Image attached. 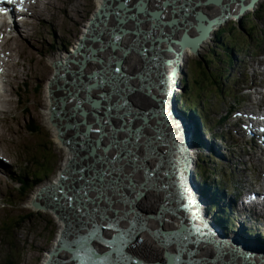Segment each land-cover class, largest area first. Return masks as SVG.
<instances>
[{
	"label": "rangeland",
	"instance_id": "rangeland-1",
	"mask_svg": "<svg viewBox=\"0 0 264 264\" xmlns=\"http://www.w3.org/2000/svg\"><path fill=\"white\" fill-rule=\"evenodd\" d=\"M96 5L95 0H44L34 6L33 16H27L22 24L14 23V32H11L14 35H11L12 38L8 36L9 38L7 37L2 42L7 51H10V55L9 62L7 61L8 70L4 91L0 98V116L4 118V121L0 120V152L8 161V163L0 161V178H2L0 179V264H43L59 234L60 220L58 217L49 212L36 211L29 201L37 190V182L40 181L36 177L39 176L42 180L47 176L54 177L65 159V151L55 139L44 114V111L48 110L50 106L47 85L52 79L55 69L57 70L55 65L52 66L50 60L54 59L55 63L59 61L62 64L65 57L72 53H68L67 50L69 46L75 44L84 27L87 26L85 24H88L93 18L94 13L98 10ZM258 12L259 16L264 14V0L254 11L246 13L241 21L232 19L220 26L212 41L206 47H201L199 55H196V51H192L190 54L185 53L188 56L184 55L183 59L184 74L186 75L183 82H188L189 90L185 89L186 85H183L182 88L180 85L178 90V95L183 94V98L180 100L184 102L188 99L192 101L193 98L201 103L204 99L208 101L209 114L205 116L204 120L199 119L193 113L191 114L200 121L203 132L205 131L204 124L209 127L207 130H211L212 127H223L220 129L221 135L225 136L223 140H215V131L212 130V136L209 135L207 139L214 141L216 145L223 143L224 150L228 149L227 159L221 164L220 158L213 154V159L206 157L207 153L204 154V152L195 153V156L198 155V160H203V166L213 168L214 173H219L220 181L231 180L235 183L241 182L242 185L244 182L255 180L253 170L256 168L258 170L262 163L258 165L259 162L255 158H251L255 152L252 151L249 154L251 147L246 145L240 136L235 135L233 129L226 127L221 122V119L226 115L227 122L232 121L233 117L232 112L224 111L225 103L217 96L219 90L217 80L222 77V86L232 85L234 76L228 80L231 70L226 73V68H224L228 66V59L235 57L236 61L239 60L243 64L250 63V58L247 57L248 53H238L237 48H234L231 43L238 47H245L247 51L249 50L247 45L258 44L256 39L260 40L261 37H264V17L256 18ZM219 39L222 40L217 43ZM222 43L231 48L232 54L223 56ZM254 73H256L254 69L249 71V79L253 78ZM131 80L134 81L133 78ZM22 85L27 88L23 86V90ZM36 88H38L37 91ZM229 89L233 90V86H230ZM231 94L240 99L248 97V93L242 87ZM43 96L46 99V109L43 107L44 105L41 106ZM17 97L20 99L17 100ZM232 103L234 102L232 101ZM242 103L243 105L237 107L236 110L246 108L244 100ZM233 119L235 121L237 119L236 122L240 121L239 117ZM24 120L28 121L24 123ZM4 123L8 130L2 128ZM30 124L31 131L29 132ZM37 125L40 130L35 133L32 129ZM202 131L199 130L201 137H203ZM241 136L244 135L241 134ZM208 144L210 146V142ZM210 147L217 148L214 144ZM66 159L69 160L68 152ZM43 161L44 166H41ZM20 178L24 180L26 178L33 182L32 185L29 184V189L25 194L20 192L19 185L15 183ZM212 179L213 176L208 175L210 187L214 186V179ZM238 193L241 195L242 191L238 189L229 191L225 200H230L231 195L236 196ZM206 194L211 201V196ZM26 196L29 198L25 199ZM207 197H204L205 202ZM211 210L213 209L211 208ZM144 211L147 212L146 209ZM231 212L230 210L229 213ZM246 213L247 211H243L236 218L234 223L236 229L239 227V221H246ZM217 216L222 217L220 213H217ZM23 218L24 221L21 222ZM8 223H13L16 227L12 239L7 236L4 229ZM246 227L249 228L248 225ZM259 227L261 228L260 225ZM254 229H257V225H254ZM258 233H261L259 236L264 242V230Z\"/></svg>",
	"mask_w": 264,
	"mask_h": 264
},
{
	"label": "bare ground",
	"instance_id": "bare-ground-1",
	"mask_svg": "<svg viewBox=\"0 0 264 264\" xmlns=\"http://www.w3.org/2000/svg\"><path fill=\"white\" fill-rule=\"evenodd\" d=\"M229 1H234V0H200L199 5L195 0H179L177 4L174 5V7H170L171 2L165 3L162 2V0H97L96 1L98 10L94 13L93 18L88 22L89 28L92 29L90 36H89L90 32L88 34H82L81 38L78 40L77 44L75 45L76 50L67 56L65 55L66 56L65 60L64 62H62V65L67 64V68L74 65V69L64 74V77L62 79L51 85V87L54 88L55 101L54 102L52 100L49 101L50 102L49 109L47 110L45 107L46 99L44 96H43V103L41 105V106L44 105L43 107H45L46 109L44 112H45V116L47 117L46 118L47 123L51 128V130L53 131L55 135V139L58 141V143H60L59 146L62 147L63 150L65 151L64 152L65 159L64 161H62V164L64 163V165H61L59 170L60 175H62L61 173L65 171L64 178L63 180L55 178V181L52 182L51 184L47 186L42 185L40 187H37V190L34 192L33 197H31V199L29 200L30 203L34 199L35 195H41L40 199H48L51 201V203L58 204L59 201L57 200V198L60 195L59 193L60 189H57L55 187L57 185H61L65 187L67 191L70 185L73 184L76 186L75 180L79 176H81L82 169L88 168L87 172L89 173L90 172L89 163L95 162L93 152L96 149V147L99 146L96 143L101 139L100 135L91 131L89 132L90 137L88 139H83V140L81 139V136H84L85 134L84 117L87 115L86 108L88 106L85 100L86 86H89V90L93 92L97 100L100 101L103 106H105V109H103L101 112L100 119H102L106 128H108V131L110 132V136L112 137V141H114L117 144L120 143V140L114 135L115 131L121 130L122 133H127L129 140H131L133 143V149H132L133 157L138 161H145L144 158L146 156L147 149L150 146V139L148 135L143 136L139 134L143 129L142 125L140 124L142 122V116L133 115L132 111L124 105L121 110H118L117 107H115V104L114 105L112 104L117 101H121L122 100L121 96L125 94L126 91L132 90L135 87L131 79L132 78L136 79L137 77L135 70L137 66L140 64V60H139L140 59L139 56H141L139 54L140 51H137V49L132 50L130 52L131 56L128 59L124 58V53L128 50H131V48L135 46L136 43L138 42V39L135 37L139 27L138 22L142 20L143 30H147V32L150 30L149 23H151L152 28L157 29L155 33L164 32V34H167L166 30H168V32L175 30L178 31V33H180L185 38L192 36L194 37L195 41H198L199 31L201 32L200 33L201 36H205L206 29L207 27L208 28L210 27V23L212 22L214 16L217 15L221 11L222 6L228 3ZM209 4H211V6H209ZM148 5H150L149 8H147ZM124 6L125 8L123 9L122 7ZM195 6H197V8H195ZM139 7L140 10L138 9ZM199 7L202 8L200 9ZM142 8H144V10H141ZM198 8L200 9L201 14L199 16H196L195 12L198 10ZM153 9L155 10L154 12H152ZM172 9H175L174 12L180 15V17L176 20L170 18L172 16L171 13ZM252 11L254 10H251V12ZM248 13H250V11ZM185 18L191 19L190 20L191 27H194V24H200L204 26L205 25L204 21L206 20L207 22L205 26L206 29H204L203 31H201V29H198L199 31L197 33V31H193L194 29L190 28V29H186V31L189 30L191 31V33L189 35L184 34L183 32L185 31L182 30L185 29V25L187 23L184 21ZM84 29L86 30L85 32H87L88 26L84 27ZM216 32L217 31L211 33L210 37H207L204 41H202L200 44L197 45L198 51L196 52L194 51L196 55L200 53L201 47H206L212 41ZM117 33H120V35H118ZM83 36L86 37L82 42L81 40L83 39ZM116 36H120V40L117 41L115 39ZM195 41H192L191 39L185 40V42L189 44L184 49L185 56H188L185 53L188 52L190 54L192 52L191 48L194 47L193 45L197 44V42ZM141 47L142 45L140 46V48ZM115 48L123 49V54L117 57L114 56L110 57L109 54L112 53ZM144 54L145 53L142 52V55ZM184 55H183V59H184ZM131 60L135 61V63L133 64ZM145 61H146L145 59H142V66H141L142 71L139 72L141 79L146 75L145 74L146 70L144 69ZM52 62H55L54 59L52 60ZM117 64H120L118 67L121 69V71L119 73L110 74L111 70H113V67L117 66ZM184 68H185L184 61L182 60L178 70L177 80L179 81L182 76V72L183 75L186 76L184 74ZM182 86H183V82L181 84V88ZM130 98L135 100V102L137 103L135 107L142 108L147 105V101L150 98H152V96H147L146 98H143L141 96H138L136 93H131ZM109 100H112V102L110 103ZM122 104L123 102L122 103L119 102V106H121ZM155 104L158 105L157 102ZM51 112L56 113L58 120L56 119V117L54 122H52L49 119ZM167 116H169V113H167ZM189 118L190 120H187L188 124L192 123L196 129L201 131L202 128L200 127L201 124L200 121L194 118L193 115H190ZM87 119L89 120L90 116ZM157 121H158L157 123L158 126H161L160 123H162V116H160L158 120H156V122ZM169 121H170V117H169ZM134 125H136L135 128L137 130V133L139 134V136L136 139H132L134 132L131 130V128ZM59 131H62L65 134L67 140L70 143V146L68 144L61 145L62 143L58 138ZM173 131H178L176 132L174 138V140L177 142L178 141L177 136L182 137L184 135V131H179L178 128L174 129ZM145 132H147V129L145 130ZM195 137L197 140L199 141L201 140V136L199 132L195 133ZM106 141L107 139L104 140V142ZM91 142L94 143L95 146H92ZM192 149L196 153L208 152L207 151L208 148L205 144L195 145V143L193 142ZM67 152H68L69 160L66 159ZM252 157L255 158L256 161H258L259 163L263 162V160L256 155H251V158ZM149 162H151V160H149ZM149 162L144 168V170L147 171L154 170L156 175V177H154V180L156 182H159L162 176L169 177V181L172 184H176V185H178L179 182L183 180V183H181V187H183L184 191H186L185 193H188L190 195L191 191L194 190L199 195L202 205L205 207V210H207L208 212H211L210 211L211 208L218 212L222 211L225 208H229V209L231 208L229 205L219 202L220 200L219 197H217V195H215L214 192H212V190H210L208 187H206L205 185L201 184L196 180L195 174L199 162L197 157L192 166V175H191V177L193 178L192 182L191 181L188 182L186 177L185 179H181V181L179 180L177 181L175 176L173 177L172 175L173 168L171 167V163L169 162L163 163L161 165L159 163H155V162L149 163ZM124 169L132 170V168L127 164H124ZM3 170L6 171L5 168H3ZM181 174L185 176L184 173ZM138 175L139 173H134L132 176L133 179L136 180L138 178ZM173 179H175L176 181L175 180L173 181ZM206 193H208L211 196L212 198L211 201L208 199ZM108 195L110 196L111 192H108ZM205 196L207 197L206 202L204 200ZM28 198L29 196L25 197V199ZM113 199H115V197ZM161 199L162 196L156 190L151 189L147 192L145 198L137 203V207L144 208L147 210V212H152L157 210L158 205L161 202ZM92 206L93 205L89 203V207ZM194 207L195 206L192 207L193 211H195ZM45 212L47 211L45 210ZM106 213L110 214L109 211H106ZM117 220L118 218H115V221ZM62 223L63 222L61 221L59 223L60 224L59 229H61V231L64 228V223L63 225ZM117 223L119 226H121L124 223H127V221L125 222L117 221ZM149 223L154 224L153 221H149ZM205 223L207 224V222ZM155 224H156L155 226L157 227L158 221H156ZM177 237L178 236H175L174 239L176 240ZM144 238L145 241L140 246L142 257L147 259L146 254H149L151 257H153V254H157V253L162 255L163 253L162 250H159L158 244L153 240V238L150 235L145 233ZM252 243H253L252 241L247 240L244 243V247L253 250L263 249L254 246ZM218 245L219 246L216 248L217 251H219L220 249L222 251H225L224 257L221 260L222 262H224L225 260H228L229 257L231 256L230 250L226 249L225 247L220 248L221 244ZM208 247L209 245L206 247L201 246L199 256H209L210 247L209 248ZM176 255H180L179 252L174 254V256ZM180 256L181 259L177 261L175 264H181L182 262L183 264H192V262L189 263V261H187V257L184 254ZM142 257L137 256L136 258L138 259V261H140ZM130 261L131 263H133L134 259H130ZM239 262L244 263L245 261L242 257L234 256L233 263L238 264ZM213 264H217V263L214 262Z\"/></svg>",
	"mask_w": 264,
	"mask_h": 264
},
{
	"label": "water",
	"instance_id": "water-1",
	"mask_svg": "<svg viewBox=\"0 0 264 264\" xmlns=\"http://www.w3.org/2000/svg\"><path fill=\"white\" fill-rule=\"evenodd\" d=\"M176 1H173L172 4H170V7L173 6V4ZM165 3H167L165 1ZM261 3V0H234L225 5L223 8H221V11L214 16L212 22L210 23V27L206 29V25L202 26L200 24H194V27H191V19H184L186 23L185 29L182 31H185L184 33L187 34L189 31H186V29H194L193 31H197L198 29H201L203 31L206 29V35L201 36V32L199 31V40L195 41L194 37L189 36V38L183 37L178 31L172 30L171 32H167V34H164V32H158L155 33L157 30L156 28H152L151 23H150V30L147 32V30H143L141 26V22H138V31L135 37L142 36V41H140L137 44V51H140L139 54L140 57V64L139 69H141L142 66V59H145V66L144 69L146 70V75L145 77L140 78V74L138 71L136 75V79L134 78V88L132 90L126 91L125 94L121 96V101H117L115 103H112L113 105L115 104V107H117L118 110H121L123 105H127L133 108L134 112L133 115L138 114L142 116V125H146L148 123V120L146 119V114L149 112H152V115L150 116V121L147 124L148 131L154 132L152 135V138H155L156 140L154 141V146H153V155L154 157L157 156V152L160 149L159 145L161 144H166L169 141L167 139H163L161 141L157 140V135L158 130L160 127L158 126V118L162 116V121L166 125V130L169 129L170 124L172 123L171 118H173V113H175V106L171 108L172 106V101L173 97L176 94L177 88H180V85L177 83L178 80V70L180 67V64L183 60V55H184V49L189 45L188 43L185 42L186 39H191L192 41L197 42L196 45H193L194 47L191 48V51H198L197 45L200 44L202 41H204L207 37H210L211 33L216 31L220 26L223 24H226L229 19H235L237 21H241L242 17L248 13L251 10L256 9L259 4ZM199 5V3L197 2ZM123 9L125 8L122 7ZM145 8V7H144ZM142 8L141 10H144ZM197 8V6H195ZM202 8V7H201ZM140 10V7L138 8ZM172 16L170 17L173 20L178 19L179 17H176V13L174 11L171 12ZM196 16H199V14L196 12ZM195 16V17H196ZM205 24L207 23L206 20L204 21ZM90 33L89 36L91 34ZM110 30V29H108ZM191 33V31H190ZM86 36H83L82 42L85 39ZM185 42V43H184ZM142 47L140 48V46ZM141 50H139V49ZM142 52L145 54L142 55ZM130 53V50L126 51L124 53V58L128 56ZM119 55L123 54V49L119 50ZM199 55V53H198ZM128 59V58H127ZM131 62L134 64L135 61ZM54 65L57 67V71H55L52 79L50 80L48 91L51 96L54 95V90L51 87L52 84L56 83L59 81L60 76L63 77L64 72L67 69V64L62 65L60 62L54 63ZM120 64H117L119 66ZM149 65V66H147ZM114 71V70H113ZM86 90V99H91L89 102V105L93 108L98 109V102L93 99L92 93L89 90V86L85 88ZM130 92L136 93L138 96H141L143 98H146L147 96H152L153 99L156 100L158 105L154 104L153 110L151 108V98L147 101V105L140 108V107H135L137 103L135 100L130 98L128 94ZM156 94V96H154ZM111 103L112 100H109ZM119 102L123 104L119 106ZM104 108V106L102 107ZM167 113H169V116H167ZM99 112L96 111L93 115L90 116V119L84 120L87 125V134L91 132V129L97 128L98 131L102 134V136H107L110 134L108 131V128H106L105 124L102 122V119L98 117ZM157 114H160V116L157 119H154ZM170 117V121H169ZM51 120H55V113L52 112L51 114ZM92 122H95L96 125H92ZM155 123L156 125H151V123ZM86 126V125H85ZM175 126H171L170 134L175 136V132L173 131ZM132 130V128H131ZM168 132L166 131V134ZM86 134V135H87ZM85 135V136H86ZM125 137L124 135H122ZM137 136V133H134L132 139H135ZM58 137L61 140L63 144H66L67 139L65 134L62 131L58 132ZM107 138V137H103ZM100 139V138H99ZM126 139V138H125ZM127 140V139H126ZM100 141V140H99ZM111 141V140H110ZM94 144V143H93ZM96 144L99 145L97 142ZM179 140L176 142L174 140L173 146L176 148L179 147ZM109 147V146H108ZM99 147H97L98 149ZM181 148V147H180ZM124 151L123 153L125 154L127 150V144L123 147ZM117 151V148H114L112 150L113 153ZM173 154V151H171ZM178 153L180 155V158H182V152L181 149H178ZM130 166L132 167V162H129ZM104 166L101 169L94 170V176L93 178L99 177L100 173L104 171ZM183 170L180 172L182 173ZM64 172L63 171L60 176V180H63L64 178ZM82 172V171H81ZM88 176V175H87ZM133 173L127 177L125 180V185L127 191H133V193L136 194V201L142 200L145 198L147 192L150 190L149 187L144 186L142 188H138L133 186L132 181H133ZM181 179H185V177H181ZM80 180L83 182L87 183L85 175L82 174ZM99 180V179H96ZM91 179L89 180L90 184H85V186L91 185L92 188V194L94 196L92 200V207L89 208V212L91 214L87 217H84L83 221L81 219H78V207L81 209H87V205H81V201L74 200V204L72 205V198L71 195L74 193H79L82 192L83 190H80V186L82 185V182L79 183V186L75 185H70L69 189L66 191L65 187L61 185H57L55 188L60 189L59 193L60 195L58 196L57 200L60 201V203H63L61 206L59 204H53V203H48V204H35V207L38 209H43L46 211H49L53 214H55L58 219L64 223V228L60 233V236L57 240V246L54 247L53 250L49 253L48 259L45 261L44 264H79L80 262H83V264L87 263V257L88 253L84 245H81V252L82 255L79 257V249H75L76 254L74 253V249H72L74 242H72L74 239H77L78 237V231H75V227L77 226L78 223H90L85 226L84 235L91 230L93 234H96V228L94 225L98 224L99 229H100V237H101V229L107 228L109 233L112 234H117V235H122L123 237V243L126 241H129L127 244H122L119 245L118 243V250L117 251H123V252H128L129 254H125L121 256V260L117 261L120 264H142L141 261H138L134 256L135 255H141V249L140 246L144 243L145 238L144 234H148L152 237V234L158 233L162 238L163 241L167 238L168 235H173L175 232L180 234V236L184 239L183 245L178 244V248L182 250L180 253L182 254L183 252L186 253V256L188 258L189 263L191 262V258L195 256V253H200L201 246L197 243L203 242V245L207 244V237H206V232L205 228L202 227L203 224L206 223H201V215L199 213V210L197 209V204L191 198V193L190 196L185 193L183 187L180 189L182 190V194L184 195L185 200L183 202H177L175 201V207H174V215L178 216L179 219L182 220V222H179V220L169 218L163 222L161 226L157 227H152V228H140L138 225H136L135 222V211L133 208L135 207V204H132L130 199H127L124 194H121V199H113L116 197L117 194H112L110 187H98V182ZM100 181V180H99ZM183 183V180L181 181ZM169 185L172 187H175V190L179 192V189L176 188L175 184H171L169 182ZM80 187V188H79ZM165 191H167V188H163ZM100 190L103 192L100 193ZM108 192H111V195H108ZM168 192V191H167ZM86 201H84L85 203ZM57 207H56V206ZM78 205V206H77ZM108 205V206H106ZM181 205V207H180ZM75 206V207H74ZM195 206L196 210L193 211L192 207ZM104 208V209H102ZM62 209V210H60ZM186 210L185 213H183V210ZM106 211H109L110 214H107ZM69 213L70 216L67 217L66 214ZM73 213V214H72ZM112 215H118L120 221H127V227L126 224L125 226H120V229L116 228V223L115 219H112ZM169 223L172 224V226L169 225ZM174 223V225H173ZM166 225V226H165ZM102 226V227H101ZM204 237V238H203ZM153 238V237H152ZM204 239V240H203ZM154 240V238H153ZM72 242V243H71ZM108 241H105L101 243V247L99 250L93 255L95 260L93 262H88L89 264H95L96 261L101 260L104 256L109 257L110 253H104L103 251L105 250V247L108 245ZM208 243H211L208 241ZM214 243V241H213ZM111 248H109L108 251H110ZM159 250H162V255L167 259L165 264H175L177 261L181 259L180 255H176V257L172 254L169 253V249L162 247H159ZM90 252V251H89ZM219 251L217 254L208 256L211 257L210 260H206L203 257V260L199 261H193L194 264L197 262V264H200L202 261L204 262H209L210 264H213L216 260H220L222 256H218ZM147 255V264H164V260L161 259V256L159 253L153 254V257H151L149 254ZM175 257V258H174ZM128 259H134V262L131 263L128 261ZM199 259L201 257L199 256ZM192 262V264H193ZM255 261H252L254 263ZM108 264H113V260L110 261ZM241 264V263H238Z\"/></svg>",
	"mask_w": 264,
	"mask_h": 264
},
{
	"label": "trees",
	"instance_id": "trees-1",
	"mask_svg": "<svg viewBox=\"0 0 264 264\" xmlns=\"http://www.w3.org/2000/svg\"><path fill=\"white\" fill-rule=\"evenodd\" d=\"M259 17H264V14L263 15H261V16H259V12L256 14V18H259ZM230 62L232 63V61L230 60ZM185 85H186V88L185 89H188L189 90V87H188V82H185ZM183 95V94H182ZM182 97L180 96L178 99H181ZM186 110V109H185ZM203 169H204V167H203ZM22 178H20L19 180H21ZM18 180V181H19ZM25 180H26V183L27 184H30V185H32L33 184V182L31 181H29L28 179H26L25 178Z\"/></svg>",
	"mask_w": 264,
	"mask_h": 264
},
{
	"label": "snow or ice",
	"instance_id": "snow-or-ice-1",
	"mask_svg": "<svg viewBox=\"0 0 264 264\" xmlns=\"http://www.w3.org/2000/svg\"><path fill=\"white\" fill-rule=\"evenodd\" d=\"M115 39H116L117 41L120 40V36H116ZM114 71H115L116 73H119V72L121 71V69H120L119 67H117V68L114 69Z\"/></svg>",
	"mask_w": 264,
	"mask_h": 264
}]
</instances>
